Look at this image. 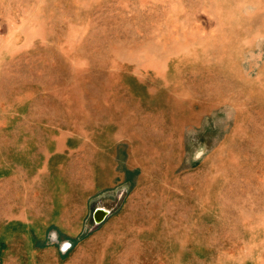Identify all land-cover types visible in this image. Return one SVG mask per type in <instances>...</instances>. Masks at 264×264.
Returning a JSON list of instances; mask_svg holds the SVG:
<instances>
[{"label":"rangeland","instance_id":"obj_1","mask_svg":"<svg viewBox=\"0 0 264 264\" xmlns=\"http://www.w3.org/2000/svg\"><path fill=\"white\" fill-rule=\"evenodd\" d=\"M73 135L110 215L63 254L0 235V264H264V0H0V195Z\"/></svg>","mask_w":264,"mask_h":264},{"label":"crops","instance_id":"obj_2","mask_svg":"<svg viewBox=\"0 0 264 264\" xmlns=\"http://www.w3.org/2000/svg\"><path fill=\"white\" fill-rule=\"evenodd\" d=\"M43 135L48 134L43 132ZM72 137L78 143L76 149L63 141L60 150L45 155L41 163L37 160L38 152L33 151L28 153V160L15 162L5 169L0 204H8L4 209L8 214L0 221V235L12 237L14 234V237L20 236V240H29L27 236L35 235L40 239V245L29 244L24 249L56 248L63 254L61 246L69 247L74 241L68 236L83 234L87 230V220L93 224L95 208L109 209L99 203L101 196L97 200L93 196L112 187L116 169L93 138ZM26 138L30 141L16 146L15 155L19 154L20 147L34 142V136ZM71 165L77 166L78 178L71 177ZM54 181L59 186L54 187ZM57 191L59 195H56ZM47 235H52L50 243L46 242ZM62 235L66 237L60 238Z\"/></svg>","mask_w":264,"mask_h":264},{"label":"water","instance_id":"obj_3","mask_svg":"<svg viewBox=\"0 0 264 264\" xmlns=\"http://www.w3.org/2000/svg\"><path fill=\"white\" fill-rule=\"evenodd\" d=\"M100 212H104V216L102 218H99V213ZM109 215V212L106 210H104V208H96L93 212V218H94V221L97 223V224H100L102 221L105 220V218Z\"/></svg>","mask_w":264,"mask_h":264},{"label":"bare ground","instance_id":"obj_4","mask_svg":"<svg viewBox=\"0 0 264 264\" xmlns=\"http://www.w3.org/2000/svg\"><path fill=\"white\" fill-rule=\"evenodd\" d=\"M105 211L107 210L106 208L104 209ZM104 216V212L99 213V218H102Z\"/></svg>","mask_w":264,"mask_h":264},{"label":"built area","instance_id":"obj_5","mask_svg":"<svg viewBox=\"0 0 264 264\" xmlns=\"http://www.w3.org/2000/svg\"><path fill=\"white\" fill-rule=\"evenodd\" d=\"M94 212V211H93ZM92 218H93V214H92ZM93 220H94V218H93ZM96 223V222H95Z\"/></svg>","mask_w":264,"mask_h":264}]
</instances>
